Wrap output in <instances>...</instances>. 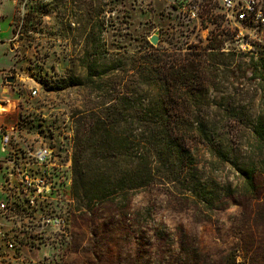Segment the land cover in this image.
I'll use <instances>...</instances> for the list:
<instances>
[{
	"label": "rangeland",
	"instance_id": "obj_1",
	"mask_svg": "<svg viewBox=\"0 0 264 264\" xmlns=\"http://www.w3.org/2000/svg\"><path fill=\"white\" fill-rule=\"evenodd\" d=\"M88 13L98 15L101 43L111 54L144 50L152 46V36L161 49L204 44L212 32L226 31L217 0H0V78L6 72L5 78L14 79L11 84L3 79L7 107L0 112L6 114L1 133L10 135L13 148L50 147L61 163L71 156V113L98 100V92L69 80L79 78L85 85L80 59ZM225 48L234 51L232 42ZM236 53L246 61L262 55L256 48ZM251 84L253 93L257 88ZM242 92L246 102L250 90ZM253 96L250 106L260 111L264 103L258 92ZM1 146L0 136V157ZM253 161L259 163L258 148ZM200 162L208 189L214 184L222 194L233 189L222 197L225 204L198 210L162 188L132 196L125 214L109 204L73 211L71 202L63 209L64 227L30 233L14 254L0 236V264H264L262 169L255 171L247 193L228 164L209 153ZM3 176L10 185L17 182L0 167V190Z\"/></svg>",
	"mask_w": 264,
	"mask_h": 264
},
{
	"label": "trees",
	"instance_id": "obj_2",
	"mask_svg": "<svg viewBox=\"0 0 264 264\" xmlns=\"http://www.w3.org/2000/svg\"><path fill=\"white\" fill-rule=\"evenodd\" d=\"M86 15L80 59L85 85L79 78L69 80L98 92V100L71 113V165L69 173L62 170L70 186L57 196H68L73 211L109 204L125 214L132 196L162 188L193 208L213 210L233 189L222 194L218 184L206 187L204 153L228 164L251 191L257 168L264 174V106L260 111L250 106L256 92L264 103V51L246 61L224 49L230 36L223 29L204 44L111 54L101 43L98 15ZM247 88L245 102L241 93ZM257 148L259 163L253 161ZM60 206L65 215L69 204ZM30 233L16 235L13 254Z\"/></svg>",
	"mask_w": 264,
	"mask_h": 264
},
{
	"label": "built area",
	"instance_id": "obj_3",
	"mask_svg": "<svg viewBox=\"0 0 264 264\" xmlns=\"http://www.w3.org/2000/svg\"><path fill=\"white\" fill-rule=\"evenodd\" d=\"M217 2L222 27L229 32L228 42H232L234 51L248 52L254 48L264 51V0ZM189 14L195 17L193 8L189 9ZM10 141L8 133L1 134V144L9 150L1 168L11 173L17 182L10 185L8 177L3 176L6 184L0 190V217L4 221L0 225V236L4 247L13 251L16 235L22 236V231L33 230L36 234L64 227L65 217L60 205H70L71 200L68 196L62 200L56 193L70 186V179H65L62 170L69 173L71 162L66 155L61 163L50 147L21 151L13 148ZM62 181L64 184L60 185ZM53 208L57 211L53 212Z\"/></svg>",
	"mask_w": 264,
	"mask_h": 264
},
{
	"label": "crops",
	"instance_id": "obj_4",
	"mask_svg": "<svg viewBox=\"0 0 264 264\" xmlns=\"http://www.w3.org/2000/svg\"><path fill=\"white\" fill-rule=\"evenodd\" d=\"M6 73V72H5ZM5 73H1V78H0V105H6V101H7V96L4 92V87H3V79L5 78ZM4 112V111H3ZM6 125V114L5 113H0V136L1 134V129L3 128V126ZM2 150V157H0V164L3 163L4 159H6L9 150L7 148H4L3 146H1ZM1 167V166H0Z\"/></svg>",
	"mask_w": 264,
	"mask_h": 264
},
{
	"label": "water",
	"instance_id": "obj_5",
	"mask_svg": "<svg viewBox=\"0 0 264 264\" xmlns=\"http://www.w3.org/2000/svg\"><path fill=\"white\" fill-rule=\"evenodd\" d=\"M149 42L150 44L153 46V47H156V44H157V37L156 36H152L150 39H149ZM14 79L11 78V77H6L5 78V82L7 84H11L13 83Z\"/></svg>",
	"mask_w": 264,
	"mask_h": 264
},
{
	"label": "bare ground",
	"instance_id": "obj_6",
	"mask_svg": "<svg viewBox=\"0 0 264 264\" xmlns=\"http://www.w3.org/2000/svg\"><path fill=\"white\" fill-rule=\"evenodd\" d=\"M5 107H7V106L0 105V112H3V111H5Z\"/></svg>",
	"mask_w": 264,
	"mask_h": 264
}]
</instances>
